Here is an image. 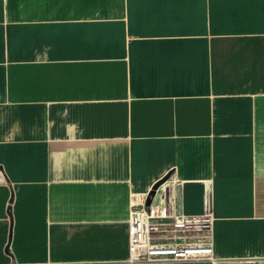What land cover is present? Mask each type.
<instances>
[{
  "label": "crops",
  "instance_id": "obj_1",
  "mask_svg": "<svg viewBox=\"0 0 264 264\" xmlns=\"http://www.w3.org/2000/svg\"><path fill=\"white\" fill-rule=\"evenodd\" d=\"M165 176L264 264V0H0V264H125Z\"/></svg>",
  "mask_w": 264,
  "mask_h": 264
},
{
  "label": "built area",
  "instance_id": "obj_2",
  "mask_svg": "<svg viewBox=\"0 0 264 264\" xmlns=\"http://www.w3.org/2000/svg\"><path fill=\"white\" fill-rule=\"evenodd\" d=\"M173 184L165 182L156 190L148 205L133 207L128 224V260L125 264H161L163 262H206L217 264L212 252L209 214L186 216L178 213L173 203H167L166 193ZM174 236L154 238L159 226ZM78 264V263H70ZM88 264V263H81Z\"/></svg>",
  "mask_w": 264,
  "mask_h": 264
},
{
  "label": "water",
  "instance_id": "obj_3",
  "mask_svg": "<svg viewBox=\"0 0 264 264\" xmlns=\"http://www.w3.org/2000/svg\"><path fill=\"white\" fill-rule=\"evenodd\" d=\"M168 179V176L163 177L159 182H157L155 185L152 186L150 192L148 193L146 200H145V205H148L150 203L151 197L154 196L155 190L159 188L160 185H162L166 180ZM205 213H211V190H210V183L207 182L205 184Z\"/></svg>",
  "mask_w": 264,
  "mask_h": 264
},
{
  "label": "rangeland",
  "instance_id": "obj_4",
  "mask_svg": "<svg viewBox=\"0 0 264 264\" xmlns=\"http://www.w3.org/2000/svg\"><path fill=\"white\" fill-rule=\"evenodd\" d=\"M156 190H155V194H156ZM167 192V191H166ZM165 191H163V193L162 194H165L166 193ZM170 193V192H169ZM155 194H154V196H155ZM154 196H152L151 197V200H152V198L154 197ZM150 200V201H151ZM175 234L173 233V232H171L170 230H168V229H166L164 226H159L158 227V231L157 232H154V234H153V236H154V238L157 240V237H160V236H164V237H166V236H174ZM161 264H208V263H206V262H201V261H199V262H196V261H193V262H184V261H177V263H170V262H163V263H161Z\"/></svg>",
  "mask_w": 264,
  "mask_h": 264
}]
</instances>
